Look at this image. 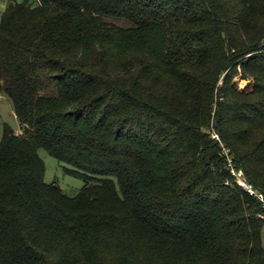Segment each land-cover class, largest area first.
<instances>
[{
	"label": "trees",
	"instance_id": "trees-1",
	"mask_svg": "<svg viewBox=\"0 0 264 264\" xmlns=\"http://www.w3.org/2000/svg\"><path fill=\"white\" fill-rule=\"evenodd\" d=\"M7 1L0 264H264V0Z\"/></svg>",
	"mask_w": 264,
	"mask_h": 264
},
{
	"label": "rangeland",
	"instance_id": "rangeland-1",
	"mask_svg": "<svg viewBox=\"0 0 264 264\" xmlns=\"http://www.w3.org/2000/svg\"><path fill=\"white\" fill-rule=\"evenodd\" d=\"M8 5L7 0H0V15L5 11ZM223 79L224 76L221 78L217 85V89L215 90V105L217 106V102L220 101L222 104L225 103V88H223ZM253 78L249 75H244L242 68H237V73L234 74L233 78L231 79V84L237 88L239 93H251L253 90L254 82ZM55 88L51 87L46 91L48 94H52ZM224 91V92H223ZM221 92V99H219V93ZM214 112L213 118L211 119L210 123L204 128L212 134V138L215 140H219L218 135L216 133V125L217 122L214 119ZM8 126L10 127L15 133L21 135L22 127L14 113L13 105L11 101L0 92V143L2 141L4 135V128ZM223 149L226 153L228 151L224 148V145L221 144ZM39 156L43 159L46 165V174H45V181L49 184L53 183L57 185L65 195L68 197L74 198L76 197L82 188L85 185L84 179L80 177H76L67 173L66 169H70L69 166L57 161L55 158L50 156L45 150L39 151ZM262 244L264 248V228L262 231Z\"/></svg>",
	"mask_w": 264,
	"mask_h": 264
},
{
	"label": "built area",
	"instance_id": "built-area-1",
	"mask_svg": "<svg viewBox=\"0 0 264 264\" xmlns=\"http://www.w3.org/2000/svg\"><path fill=\"white\" fill-rule=\"evenodd\" d=\"M234 175L237 177L238 179V184L240 186H242L246 191H248L250 194H255V191L253 189L252 186H250L249 184H247L244 179L242 178V173H238V174H235ZM258 198L264 203V197L262 195H258Z\"/></svg>",
	"mask_w": 264,
	"mask_h": 264
}]
</instances>
